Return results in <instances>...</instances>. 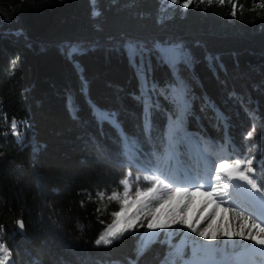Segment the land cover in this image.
<instances>
[{
    "label": "trees",
    "instance_id": "16d2710c",
    "mask_svg": "<svg viewBox=\"0 0 264 264\" xmlns=\"http://www.w3.org/2000/svg\"><path fill=\"white\" fill-rule=\"evenodd\" d=\"M129 43L151 57L133 63ZM157 45L182 50L180 67L211 124L189 99L186 116L173 103L174 68L155 54ZM254 66H264V0H193L188 9L171 0H0V243L9 264L186 261L185 248L177 255L152 243L141 251L127 234L97 246L117 210L109 197L132 166H153L149 152L165 164L170 148L182 166L210 174L212 158L185 132L241 146L220 110L230 92L220 84L227 72ZM96 108L113 113L122 131L98 122ZM166 115L176 118L174 136ZM259 138L253 166L264 190V130ZM232 245L221 253L225 261L238 249Z\"/></svg>",
    "mask_w": 264,
    "mask_h": 264
},
{
    "label": "rangeland",
    "instance_id": "374dc122",
    "mask_svg": "<svg viewBox=\"0 0 264 264\" xmlns=\"http://www.w3.org/2000/svg\"><path fill=\"white\" fill-rule=\"evenodd\" d=\"M162 7H171L169 3H162ZM179 72L184 77L187 82V99L193 102L194 109L197 114L202 117L206 124H211L213 118L211 117L205 105L194 96L193 90L195 89L194 81L190 78L187 73H185L181 67H179ZM177 69L174 68V72ZM227 80L222 82L220 86L222 90L227 92L224 97V102L216 100L219 102L220 110L226 115L229 122L231 123L232 132L237 134L239 137L238 143L241 146H237L232 143L230 139H226L225 143L215 142L214 144L208 140H202L197 135L185 132L190 142L194 140L197 153L202 155L204 152L212 158V166L210 167V174L200 173L194 168L188 169L182 166L178 160L175 159L174 155L171 153L170 148L165 155V164L159 161V154L149 152L153 166L151 168H146L142 165L132 166L130 171H126L124 178L128 179L130 190L127 196L124 195L125 186L120 182V192L116 193L117 199H110L111 203H115L114 207L117 208L115 212H119L123 207L126 210L125 217H122V221L131 219L135 222V227L130 231H125L123 234L129 235L131 238L136 240L139 247L141 248L142 241L145 239L144 234L150 232L147 224L148 221L152 219L154 215L158 216L160 219H171L176 213L183 212L186 219L195 224L197 220H200L203 216L202 222L197 226L198 230H202L209 223H212V228L210 229V234L216 232L217 239L215 241H205L200 236L192 233L189 229L181 226L174 225L171 228L160 230V234L153 244L157 249L170 248L171 252L177 251V249H186L188 259L186 261H179L178 264H186L187 261L192 260L194 255V249L198 245L213 244L218 245L212 253L211 258H214L219 262H226V264H264V252L260 251V246L254 245L251 240L241 239L240 237H233L229 240L227 237L222 236L220 233L225 229H231L234 231H239L242 224H247L248 227L244 228L245 234L249 231L252 234H256L255 229H251L250 225L252 221L260 223L264 227V210H262L256 201H251L248 199L244 202L243 197H238L237 193L233 189H229V196L217 197V201H227V204H220L217 208L215 204H205L206 198L196 194L194 196L187 197H173V201L179 200L180 203L175 206H166L162 208L159 213L156 212V207L163 201L159 200H142L139 204L135 203L137 200L136 191L139 189L143 191L147 187H151V183L145 179L147 175L156 174L160 178L167 177L165 183L169 180L174 182H179L182 184H195L199 186L201 182L207 181L209 177L220 176L219 180L212 179L211 183L217 185H223L225 182H229L233 185L241 184L240 181L232 180L228 181L227 175L225 174L227 170L222 169L220 173H217L216 168L221 163L232 164L237 158L241 160H247L256 156L259 152L260 138L259 133L264 130V66H254V67H242L238 70H231L226 73ZM233 108V109H232ZM180 115L177 114V117ZM175 122L176 118H171L166 115V122L164 127L167 129L169 134L174 136L175 132ZM255 124L257 128V134L251 140L246 139L247 133L252 130V125ZM257 144L258 147L254 150L251 145ZM228 145L231 151L226 147ZM235 153H237L235 155ZM168 159L171 162V166L167 165ZM159 169V171H157ZM160 191H166L160 186H157ZM243 189H247L252 197H260L261 193L252 192L248 185L242 184ZM205 190V189H202ZM210 190V189H207ZM195 191L194 188H189V192ZM244 195L243 193L240 194ZM111 197V196H110ZM107 199L102 200V204ZM127 200L128 203L124 204L123 201ZM187 204L185 208L184 205ZM105 207V205H104ZM224 207H235L237 212H243L245 216L251 217L249 221H241L240 218L234 213L221 211ZM112 212L109 215V223L104 224L103 233L111 225L115 219ZM255 212V213H254ZM258 213V215H257ZM214 217V219H213ZM119 236V235H118ZM117 236V237H118ZM112 239L111 237H106ZM193 241L196 244H193ZM235 243L236 249L231 255V261H225L222 251L229 250ZM103 244V243H101ZM104 245V244H103ZM243 246V247H242ZM3 254L0 253V257ZM9 264V261H7Z\"/></svg>",
    "mask_w": 264,
    "mask_h": 264
},
{
    "label": "snow or ice",
    "instance_id": "6c2138e0",
    "mask_svg": "<svg viewBox=\"0 0 264 264\" xmlns=\"http://www.w3.org/2000/svg\"><path fill=\"white\" fill-rule=\"evenodd\" d=\"M200 3H205V0H199ZM193 3V0H183L181 3V0H171V4L176 5L180 4V7L183 9H188L190 5ZM213 3V0H207V4L211 6ZM220 3H223V0H220ZM233 16H235V5L233 6ZM69 51H72L71 49ZM79 53V50L72 51V55L75 56ZM155 54L160 58V60L163 63L168 64L172 68H176L177 71L174 73L173 81L170 82L169 87L173 88L175 90V96L173 97V103L177 106L178 109H180L183 114L186 116L188 111V99H187V82L184 80V77L179 72V67L183 63V54L182 50L178 49L176 47H169V46H163V45H157L155 48ZM127 55L129 59L136 63L138 58H143L145 55H148L151 57L152 52L148 51L146 52L144 49L140 48L138 45L129 43L127 48ZM147 76L145 74V87H147ZM151 100L149 97V106L146 108V112L149 113L146 123V130L150 133L151 131ZM96 113L98 115L95 117L98 122L100 123H109L111 122V125L113 128L118 129L122 131V129L119 128V121L115 117V115L107 110L104 109H95ZM221 115H223L221 113ZM16 123H12V129L15 134L16 130ZM257 134V128L256 125H252V130L247 133L246 139L251 140L254 136ZM125 139H127V134H125ZM133 143H135L133 141ZM251 147L255 150L258 145L252 144ZM255 163V157L247 159V160H241L237 158L234 163L228 164V163H221L217 168V173H220L222 169L227 170L226 175L228 178V181L236 180L240 181L241 184H231L229 182H225L223 185H217L214 183H211L212 179L219 180L220 176L217 175L216 177H209L207 181L201 182L199 186H196L195 184H182L179 182H174L172 180H169L168 183H165V178H160V176L156 174H150L145 177L147 181L151 183V187H147L143 191L137 190L136 191V197L137 200L135 203L139 204L142 200L152 199V200H159L163 201V203H160L156 207V212L159 213L162 208H165L166 206H175L176 204H179L180 201H173V197H187V196H194L196 194H199L206 198L205 204H215L217 208L220 207V204H227V201H217V197L222 196H229V189H233L234 192L237 194L243 193L245 196L248 197L251 201L258 202L260 208L264 210V190H262L261 185L258 183V177L256 176V173L258 171L257 168H255L253 165ZM159 171V169H157ZM261 175H264V166H261L259 169ZM121 183L125 186V192L124 195L127 196L128 191L130 190V185L128 182V179L125 178L121 181ZM242 184H246L249 186L252 192L255 193H261L260 197H252L250 193L247 192V189L242 188ZM157 186H160V188L166 190V191H160ZM189 188H194L195 191L189 192ZM205 189V190H202ZM210 189V190H207ZM103 193H100L101 198H103ZM118 196L116 193H113L109 199H117ZM124 204H127L128 201L124 200ZM184 207H187V204L184 205ZM221 211L234 213L237 215L241 221H249L251 217L245 216L243 212H237L235 207H224L221 209ZM126 210L122 207L119 212L113 213L115 219L111 225L108 226V228L105 230V233L101 234V236L96 240V245L99 246L101 243H103L105 246L110 245L114 239L117 238L118 235H123V232L130 231L132 228L135 227V222L131 219H128L126 221H122V217H125ZM203 216L200 220H197L195 224L190 222L188 219L185 218L183 212L176 213L173 218L171 219H160L158 216L154 215L151 220L148 221L147 227L151 231L148 233H145V239L142 241L141 245V251L143 249H146L149 247L152 243L156 242L160 230H164L167 228H171L174 225H181L187 229H189L192 233H195L196 235L203 238L205 241H215L217 239L216 232H212L210 234V229L212 228V223H209L206 227H204L202 230H198V225L202 222ZM214 219V217H213ZM18 224L20 228H23L24 225L22 222L18 221ZM248 227L247 224H242L239 231H234L231 229H225L220 234L224 237H227L229 240H232V238L240 237L241 239L251 240L254 245L260 246V251L264 252V227L261 226L260 223H257L255 221L251 222V229L256 230V234H252L251 231H249L247 234H245L244 228ZM106 237H111L112 239H108ZM193 244H196L195 241H193ZM234 246V245H233ZM219 247L218 245L213 244H207V245H198L196 249H194V255L192 260L187 261L186 264H226V262H219L216 261L214 258H211V253ZM243 247V246H242ZM0 253L3 254L2 257H0V264H7L8 258L10 257L11 253L9 252V249L5 246V244L0 243ZM177 255L180 254V249H177ZM167 264V262H166ZM172 264H175V261L172 262Z\"/></svg>",
    "mask_w": 264,
    "mask_h": 264
},
{
    "label": "water",
    "instance_id": "95a60500",
    "mask_svg": "<svg viewBox=\"0 0 264 264\" xmlns=\"http://www.w3.org/2000/svg\"><path fill=\"white\" fill-rule=\"evenodd\" d=\"M20 222V221H19ZM15 233L19 234V235H23V228H20L18 221L15 224Z\"/></svg>",
    "mask_w": 264,
    "mask_h": 264
},
{
    "label": "bare ground",
    "instance_id": "6f19581e",
    "mask_svg": "<svg viewBox=\"0 0 264 264\" xmlns=\"http://www.w3.org/2000/svg\"><path fill=\"white\" fill-rule=\"evenodd\" d=\"M230 190H231V189H230ZM240 194H241V193H240ZM240 194H236V195H238V197H239V196H240V197H243V198L245 197V195H242V196H241ZM244 199H245L244 202L247 201V198H246V197H245ZM254 213H255V212H254ZM257 215H258V213H257ZM263 216H264V215H263Z\"/></svg>",
    "mask_w": 264,
    "mask_h": 264
}]
</instances>
